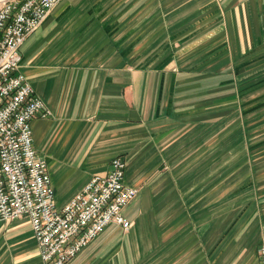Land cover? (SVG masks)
<instances>
[{"label":"crops","instance_id":"obj_1","mask_svg":"<svg viewBox=\"0 0 264 264\" xmlns=\"http://www.w3.org/2000/svg\"><path fill=\"white\" fill-rule=\"evenodd\" d=\"M20 54L57 206L114 158L138 190L70 264H260L264 0H64ZM0 264H42L27 219Z\"/></svg>","mask_w":264,"mask_h":264},{"label":"built area","instance_id":"obj_2","mask_svg":"<svg viewBox=\"0 0 264 264\" xmlns=\"http://www.w3.org/2000/svg\"><path fill=\"white\" fill-rule=\"evenodd\" d=\"M59 0H17L0 8V222L25 218L43 264H68L109 224L128 230L123 208L136 190L115 158L58 207L48 166L34 148L31 122L50 110L20 72V47ZM264 264V246L259 249Z\"/></svg>","mask_w":264,"mask_h":264},{"label":"rangeland","instance_id":"obj_3","mask_svg":"<svg viewBox=\"0 0 264 264\" xmlns=\"http://www.w3.org/2000/svg\"><path fill=\"white\" fill-rule=\"evenodd\" d=\"M12 1H17V0H0V8H1L5 3H7V2H12ZM62 1H64V0H59V1L57 2V4L54 5V6L48 11V13L46 14L45 18L41 21V24L38 26V28H37L35 31L31 32L29 35H27V36L25 37V40H26L31 34L35 33V32L40 28V26L45 22V20H46L47 17L50 15V13H51V12H52V11H53V10H54V9H55V8H56V7L62 2ZM24 42H25V41H24ZM24 42H23V43H24ZM22 45H23V44H22ZM20 48H21V47H20ZM20 72H21V71H20ZM21 73H22V72H21ZM34 91H35V90H34ZM46 107H47V106H46ZM50 113H51V112H50ZM49 117H51V114H50V116H47L46 118H49ZM230 134H233V129H231V130L228 132V136H230ZM114 159H115V158H114ZM120 159H121V158H120ZM121 160H122V159H121ZM124 162H125V161H124ZM125 165H126V163H125ZM125 168H126V167H125ZM108 172H109V171H108ZM108 172H107V173H108ZM105 175H106V174H105ZM105 175H99V176H105ZM94 176H95V175H94ZM124 176H125V175H124ZM92 177H93V176H92ZM92 177H91V178H92ZM91 178H90V179H91ZM89 181H90V180H89ZM89 181H88V182H89ZM88 182H87V183H88ZM87 183H86V184H87ZM86 184H85V185H86ZM125 184H126V183H125ZM126 186H127V187H130V188H133V187H131V186H128L127 184H126ZM83 188H84V187H83ZM133 189H135V190L137 191V192H136V196H137V194H138V190H137L136 188H133ZM74 195H75V194H74ZM74 195H73V196H74ZM73 196H72V197H73ZM136 196H135L130 202H132V201L136 198ZM130 202H129V203H130ZM129 203H128V204H129ZM128 204H126V206L123 208V210L128 206ZM122 213H123V211H122ZM123 216H124V214H123ZM124 217H125V216H124ZM125 218H126V217H125ZM126 219H127V218H126ZM127 220H128V219H127ZM130 222H131V221H130ZM131 223H132V222H131ZM110 225H112V224L107 225V226L104 228V230H103L99 235H101V234L106 230V228H107L108 226H110ZM114 225H115V224H114ZM116 226H117L118 228H120L123 232H126V231H127V230L122 229V227H120V226H118V225H116ZM131 226H132V225H131ZM129 229H130V228H129ZM99 235H98V236H99ZM98 236H97V237H98ZM97 237H96V238H97ZM96 238H95V239H96ZM95 239H94V240H95ZM94 240H93V241H94ZM91 242H92V241H91ZM91 242H90V243H91ZM36 243H37V242H36ZM90 243H89V244H90ZM89 244H88V245H89ZM88 245H87V246H88ZM87 246H86V247H87ZM262 246H264V245H261L260 248H261ZM86 247H85V248H86ZM85 248H84V249H85ZM260 248H259V249H260ZM78 254H79V253H78ZM78 254H77V255H78ZM77 255H76V256H77ZM76 256H75V257H76ZM75 257H74V258H75ZM74 258H72V259L69 261L68 264H70V262H71ZM40 259H41V258H40ZM41 262H42V260H41ZM42 264H43V263H42Z\"/></svg>","mask_w":264,"mask_h":264}]
</instances>
